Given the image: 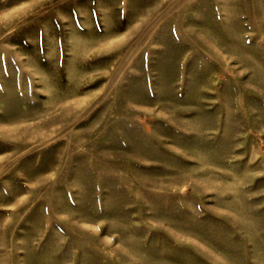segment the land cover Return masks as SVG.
I'll return each instance as SVG.
<instances>
[{
  "label": "rangeland",
  "instance_id": "1",
  "mask_svg": "<svg viewBox=\"0 0 264 264\" xmlns=\"http://www.w3.org/2000/svg\"><path fill=\"white\" fill-rule=\"evenodd\" d=\"M0 264H264V0H0Z\"/></svg>",
  "mask_w": 264,
  "mask_h": 264
}]
</instances>
